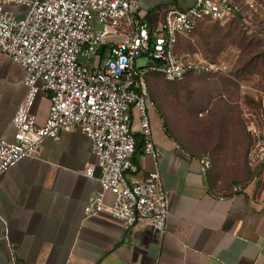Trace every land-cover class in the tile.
I'll return each mask as SVG.
<instances>
[{"label":"built area","instance_id":"obj_1","mask_svg":"<svg viewBox=\"0 0 264 264\" xmlns=\"http://www.w3.org/2000/svg\"><path fill=\"white\" fill-rule=\"evenodd\" d=\"M140 2L0 0V54L24 70L27 86L12 118L13 140L0 139V175L23 158L35 157L46 138L59 140L61 132L77 127L97 156V163L82 173L101 186L90 197L86 216L105 215L126 228L144 219L164 234L171 212L160 171L163 151L152 139L148 108L157 109V103L148 75L158 73L170 82L189 73L213 75L218 68L200 51L176 49L179 39L190 38L203 21L240 14L243 5L254 8L255 0H195L187 9H168L159 28L140 17ZM19 6L26 10L19 12ZM143 55L150 62L139 67L137 58ZM40 92L50 98L42 125L32 112ZM237 103L252 141L247 165L262 171L264 96L259 108L243 97ZM134 108L140 118L141 153L153 161V170L141 181L128 178L136 169L139 147L132 128ZM11 259L20 264L14 253Z\"/></svg>","mask_w":264,"mask_h":264},{"label":"crops","instance_id":"obj_2","mask_svg":"<svg viewBox=\"0 0 264 264\" xmlns=\"http://www.w3.org/2000/svg\"><path fill=\"white\" fill-rule=\"evenodd\" d=\"M194 2L141 0L140 17L159 28L168 9H187ZM23 79L24 70L0 54V139L14 138L12 118L27 93ZM49 107V93L40 92L32 108L40 125ZM148 113L152 139L163 151L160 171L171 212L167 232L144 219L126 228L105 215L86 216L85 207L101 186L82 173L97 156L75 127L61 132L59 140L46 138L35 157L0 175V264H13V253L20 264H264V170L247 165L239 183L216 185L209 158L178 140L158 104ZM131 116L139 147L128 178L141 181L153 161L140 150L138 110Z\"/></svg>","mask_w":264,"mask_h":264},{"label":"rangeland","instance_id":"obj_3","mask_svg":"<svg viewBox=\"0 0 264 264\" xmlns=\"http://www.w3.org/2000/svg\"><path fill=\"white\" fill-rule=\"evenodd\" d=\"M263 31L264 0H255V7L249 8L245 17L203 22L183 41V51H200L215 64L218 70L213 75H190L173 82L158 73L148 75L165 121L183 145L209 158L212 181L219 186L237 184L247 172L250 134L237 101L243 97L250 107L259 108L264 92L259 91L261 76L238 72L242 65L239 56L247 53L238 44H246L253 34L264 38ZM240 36L248 41L241 42ZM149 62L147 56L137 58L139 67Z\"/></svg>","mask_w":264,"mask_h":264},{"label":"trees","instance_id":"obj_4","mask_svg":"<svg viewBox=\"0 0 264 264\" xmlns=\"http://www.w3.org/2000/svg\"><path fill=\"white\" fill-rule=\"evenodd\" d=\"M248 9L249 8L246 5H243L242 13L237 14V15H233V16L245 17V13ZM203 22H206V21H203ZM203 22L199 23V25L196 27V29ZM262 35L264 36V31H263ZM188 39L189 38L179 39V42L177 44L176 49L179 51H183V49L181 48L182 43L184 40H188ZM238 39H241V42L242 41H248V37H244V36H240ZM238 45L243 46L245 48V50H247V53L242 52L241 55L239 56L238 64H242V65H241V68H239L238 72H241L242 75L247 73V74H255V75L261 76L263 87L261 86L262 89H259V91L264 92V38L259 37L257 34H253L249 38V41L246 44H244V45L238 44ZM242 59H245V61L243 63H241ZM199 74H201V73H189L186 77H188L190 75H199ZM148 82H149V88H150V81H148ZM150 91H151V88H150ZM151 94H152V91H151Z\"/></svg>","mask_w":264,"mask_h":264}]
</instances>
